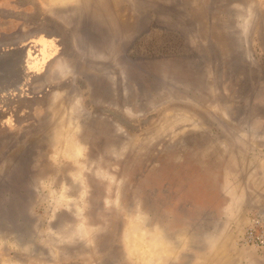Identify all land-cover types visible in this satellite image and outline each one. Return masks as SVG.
<instances>
[{"label":"rangeland","instance_id":"374dc122","mask_svg":"<svg viewBox=\"0 0 264 264\" xmlns=\"http://www.w3.org/2000/svg\"><path fill=\"white\" fill-rule=\"evenodd\" d=\"M5 1L0 264H264V0Z\"/></svg>","mask_w":264,"mask_h":264},{"label":"crops","instance_id":"0c3cea01","mask_svg":"<svg viewBox=\"0 0 264 264\" xmlns=\"http://www.w3.org/2000/svg\"><path fill=\"white\" fill-rule=\"evenodd\" d=\"M6 6L7 3L5 0H0V16L3 17V19H6L5 11H6ZM21 7V5H20ZM15 11V8H14ZM1 18V17H0ZM16 23L18 26H16ZM7 24V22H5ZM4 23L2 24L3 26H0V32L4 34L7 30H21L22 25L20 24V20H15V22L12 23V25L9 23V25H5ZM3 34H1L0 40L3 38ZM41 41V46H43L42 50L46 51V44L47 41L45 38H40ZM48 43L50 45V42L48 40ZM47 54V51H46ZM46 54H42L43 58H45ZM14 58V56H8V55H3L1 56V62H9V59ZM9 60V61H8ZM38 60H30L32 63H36ZM13 63V62H12ZM31 64V63H30ZM38 65V64H37ZM40 65V64H39ZM19 71V69H18ZM13 79V78H11ZM256 182L254 186L249 185L248 187V192L245 193L243 197L238 200V202H234L229 206V214L231 215L230 217V223H232L234 220V217H232L233 214L238 213L242 214L243 218L242 220L249 223L250 222V216L254 212L258 211H264V175L258 174L256 176ZM250 190V191H249Z\"/></svg>","mask_w":264,"mask_h":264},{"label":"water","instance_id":"95a60500","mask_svg":"<svg viewBox=\"0 0 264 264\" xmlns=\"http://www.w3.org/2000/svg\"><path fill=\"white\" fill-rule=\"evenodd\" d=\"M80 28L84 33H88V34H92L94 32L93 27H91V24L89 22L83 21L80 24ZM121 57L123 58V60L125 62H128L130 60V58L126 55V54H122ZM0 71L2 72L1 75L2 77L0 78V83L6 82V83H10L13 85V87H17L19 86L21 79L20 77H17V72H19L18 70H16L14 68V66L9 65L7 68H2L0 69ZM15 78L14 81H10L11 78ZM17 159H15V163H17L16 165H19V162L21 164H25L27 163L29 156H23V158L21 160H19L20 158L16 157ZM19 160V162H18ZM7 214V213H5ZM7 217V216H6ZM13 215L10 213V215L8 216L9 219H12Z\"/></svg>","mask_w":264,"mask_h":264},{"label":"built area","instance_id":"2783aa9c","mask_svg":"<svg viewBox=\"0 0 264 264\" xmlns=\"http://www.w3.org/2000/svg\"><path fill=\"white\" fill-rule=\"evenodd\" d=\"M245 243H250L258 248L264 247V211H258L246 228L243 236Z\"/></svg>","mask_w":264,"mask_h":264},{"label":"flooded vegetation","instance_id":"af4514ba","mask_svg":"<svg viewBox=\"0 0 264 264\" xmlns=\"http://www.w3.org/2000/svg\"><path fill=\"white\" fill-rule=\"evenodd\" d=\"M7 6H6V11L5 12H9L8 10H7ZM31 8V7H30ZM12 14H14V19L17 21V20H20V24L22 25V21H21V13L19 12V13H17V14H19V16L16 14V12L15 11H12L11 12ZM16 16H18V17H16ZM1 18H0V26H3L2 24L4 23L5 24V22H6V19L4 18L3 19V17L2 16H0ZM5 25H7V24H5ZM52 42H54V44H56L57 43V41L54 39ZM58 44V43H57ZM13 63H11L12 64V66H14V68L16 69V70H18L19 69V71H20V63H21V61L19 60V59H16V58H14V60L12 61ZM33 148H35V145L33 146ZM34 152L31 150L30 151V154L28 155L29 157H31V155L33 154Z\"/></svg>","mask_w":264,"mask_h":264},{"label":"bare ground","instance_id":"6f19581e","mask_svg":"<svg viewBox=\"0 0 264 264\" xmlns=\"http://www.w3.org/2000/svg\"><path fill=\"white\" fill-rule=\"evenodd\" d=\"M62 1V0H61ZM64 1V0H63ZM10 60V61H9ZM8 61L9 62H7V61H5V62H1V60H0V69H2V68H7L9 65H12L11 63H12V61L14 60V58H10ZM1 71H0V78L2 77V75H1ZM21 76V71L20 72H18L17 73V77H20ZM14 77H13V79H11L10 81H14ZM76 154H79L80 152H81V149H79V148H77L76 149V151H74ZM137 247V246H136Z\"/></svg>","mask_w":264,"mask_h":264}]
</instances>
